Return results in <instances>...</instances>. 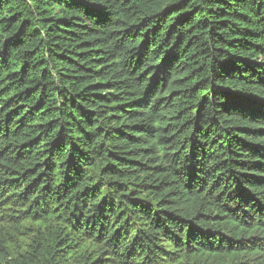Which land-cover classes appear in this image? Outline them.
Here are the masks:
<instances>
[{
  "label": "trees",
  "instance_id": "obj_1",
  "mask_svg": "<svg viewBox=\"0 0 264 264\" xmlns=\"http://www.w3.org/2000/svg\"><path fill=\"white\" fill-rule=\"evenodd\" d=\"M0 264H264V0H0Z\"/></svg>",
  "mask_w": 264,
  "mask_h": 264
}]
</instances>
